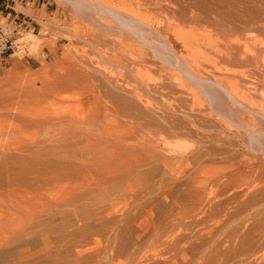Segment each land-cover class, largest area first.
I'll list each match as a JSON object with an SVG mask.
<instances>
[{
	"label": "bare ground",
	"instance_id": "obj_1",
	"mask_svg": "<svg viewBox=\"0 0 264 264\" xmlns=\"http://www.w3.org/2000/svg\"><path fill=\"white\" fill-rule=\"evenodd\" d=\"M54 1L65 21L26 10L71 48L17 108L18 173L52 194L7 263L89 264L83 236L119 264H264V0Z\"/></svg>",
	"mask_w": 264,
	"mask_h": 264
},
{
	"label": "rangeland",
	"instance_id": "obj_2",
	"mask_svg": "<svg viewBox=\"0 0 264 264\" xmlns=\"http://www.w3.org/2000/svg\"><path fill=\"white\" fill-rule=\"evenodd\" d=\"M26 9H31L36 13L45 12V20L47 19L55 23L56 21H65L66 19V17L58 11V4L54 0H0V252L3 253L2 255L0 253V257L3 258L6 255H11L15 251L13 247L16 245L15 241L17 238L32 237L28 229L29 225H27L24 220H28L27 223L30 222V220H33L30 222L31 224L37 223V221L41 219L39 218L42 215L41 212L46 208H49L46 205H43L46 207L43 209L42 204L39 203L40 200H43L44 203H49L51 198V195L49 197V194H52L46 192L47 190L52 192L48 187L46 189L44 187V191V189L40 187L41 185L39 182L32 179V176L23 177L18 173L21 172L19 170V161L17 158L20 154L18 147L21 135L17 120V108L23 105L22 102L25 100L23 91L27 90L29 78L32 80L35 78L34 80L37 84L40 81V77H42V74L47 69H51L52 72H54L64 61V58L69 53V48H71L69 42L64 39V33L53 25L47 28L48 35L43 37V24L36 21L34 19L35 16L30 14ZM31 34L38 35L37 37L42 40L43 45L35 49L34 46L32 47V45L28 44L25 39ZM34 80L33 83H35ZM8 100H11L12 102L10 106L9 103H7ZM10 172H13L10 174L11 177L8 176ZM15 173H17L16 176ZM17 175L20 177L17 178ZM7 177L9 178L8 180L6 179ZM20 178H27L23 179V185L21 183L19 184L21 187L23 186V188L30 182L29 187H33L34 182L36 181L37 184L34 185L36 190L32 187L29 188L26 185L27 190L30 189L29 191L26 190L29 192L28 195L27 192L22 190L23 188H20V186L18 187L17 183L20 182L18 181ZM29 178L31 180H29ZM15 179L18 180L16 181ZM26 180L28 183H25ZM32 180L34 181L32 182ZM8 186L9 188L11 186V189H8ZM12 187L15 189H12ZM26 187L24 189H26ZM38 190H41L42 192H39ZM55 192L56 191H54V193ZM54 193L52 199L57 195V192ZM48 197L49 199H47ZM57 197L58 195L55 200ZM24 199L28 202L24 201ZM29 200L31 204L29 203ZM32 200L34 205L32 204ZM37 201L38 207L41 206V208H37V205L35 204ZM22 202L24 204H22ZM28 203L29 206H27ZM22 205L25 207H22ZM31 206L34 208L36 207L37 209L35 208L36 210H34V208H30ZM28 208L33 211H30ZM19 220H23L22 222L24 223L22 224H26V226L23 227ZM16 221H19L22 226L21 229L19 228V223ZM13 225H16L17 227L19 226V229L15 226L12 227ZM11 228H14V232ZM21 234L23 237H20ZM78 236L79 235L76 237ZM73 237V241L69 237L70 240L67 242L68 246H73L72 250H74V247L75 250L77 249L76 252H74L75 250L73 251L75 254H77L78 250H83V254L85 255L88 252L90 256L88 254V256H86L90 258L89 264L92 263L91 261H93L92 264H119L123 260L121 259L118 261L114 259L115 254L112 249L109 248L107 238L105 237H97L99 240L98 249H102V251H100L101 253L97 251L94 244L86 242V237ZM57 239V235H52V237H50L52 242ZM82 241L90 244L88 245L89 247H80L81 245L78 244L80 242V244H82ZM86 243L83 245H86ZM74 244H77L79 247L74 246ZM10 248H13V250L11 251ZM93 249L96 251H92ZM94 252L96 253L95 255ZM92 255H94L93 258ZM8 258H4V260L0 258L2 262H0V264H8ZM3 261L6 262L4 263ZM123 261L126 262L125 260ZM84 263L86 264V262H83V264Z\"/></svg>",
	"mask_w": 264,
	"mask_h": 264
}]
</instances>
